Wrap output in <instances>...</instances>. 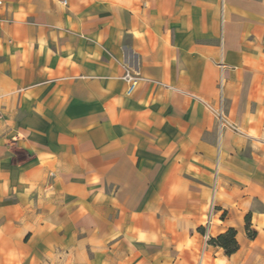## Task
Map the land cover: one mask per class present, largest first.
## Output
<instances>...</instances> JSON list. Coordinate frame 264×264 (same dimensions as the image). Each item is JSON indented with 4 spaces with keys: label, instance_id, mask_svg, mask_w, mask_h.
Wrapping results in <instances>:
<instances>
[{
    "label": "crops",
    "instance_id": "0c3cea01",
    "mask_svg": "<svg viewBox=\"0 0 264 264\" xmlns=\"http://www.w3.org/2000/svg\"><path fill=\"white\" fill-rule=\"evenodd\" d=\"M0 116V264H264V0H3Z\"/></svg>",
    "mask_w": 264,
    "mask_h": 264
},
{
    "label": "built area",
    "instance_id": "2783aa9c",
    "mask_svg": "<svg viewBox=\"0 0 264 264\" xmlns=\"http://www.w3.org/2000/svg\"><path fill=\"white\" fill-rule=\"evenodd\" d=\"M3 0H0V5L2 4ZM122 79L124 80L126 87H125V94L126 95H131L137 85H138V74L132 70H130L129 68H126L125 72L122 75ZM0 120H1V116H0ZM214 210V203H213V197H211L210 202H209V210H208V214L206 215V218L202 224L203 227V237L204 240L206 242H210L211 241V237L208 234V227L211 224V214Z\"/></svg>",
    "mask_w": 264,
    "mask_h": 264
},
{
    "label": "trees",
    "instance_id": "16d2710c",
    "mask_svg": "<svg viewBox=\"0 0 264 264\" xmlns=\"http://www.w3.org/2000/svg\"><path fill=\"white\" fill-rule=\"evenodd\" d=\"M210 242L222 246L227 255L234 252L238 246L235 239V231L233 229H229L225 233L218 235L216 239L211 238Z\"/></svg>",
    "mask_w": 264,
    "mask_h": 264
}]
</instances>
